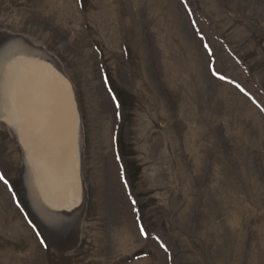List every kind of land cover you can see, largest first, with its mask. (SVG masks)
I'll return each mask as SVG.
<instances>
[{
	"label": "rangeland",
	"instance_id": "374dc122",
	"mask_svg": "<svg viewBox=\"0 0 264 264\" xmlns=\"http://www.w3.org/2000/svg\"><path fill=\"white\" fill-rule=\"evenodd\" d=\"M159 46L206 75L205 139L109 98ZM0 102V264H264V0H0Z\"/></svg>",
	"mask_w": 264,
	"mask_h": 264
},
{
	"label": "crops",
	"instance_id": "0c3cea01",
	"mask_svg": "<svg viewBox=\"0 0 264 264\" xmlns=\"http://www.w3.org/2000/svg\"><path fill=\"white\" fill-rule=\"evenodd\" d=\"M158 48L159 57L154 52H126L115 74L104 72L111 102L138 103L135 107L140 106L151 117L155 132L175 134L181 124L185 138L205 139L202 133L207 130L210 115L206 111V75L200 77V67L187 59L181 58L174 64L171 53L162 46Z\"/></svg>",
	"mask_w": 264,
	"mask_h": 264
},
{
	"label": "bare ground",
	"instance_id": "6f19581e",
	"mask_svg": "<svg viewBox=\"0 0 264 264\" xmlns=\"http://www.w3.org/2000/svg\"><path fill=\"white\" fill-rule=\"evenodd\" d=\"M74 109V108H73ZM35 111H39L37 108H35ZM65 115H66V113H64ZM74 114H75V110H74ZM64 115V116H65ZM68 116H69V114H68ZM68 119H71V126H70V131H65L64 132V134H63V136L67 139V141H69V143H70V141H72V144H73V140H74V138H73V129H72V122H73V119L72 118H70V116H69V118ZM53 125V124H52ZM74 126V125H73ZM72 149V148H71ZM55 177H56V175H55ZM74 179H75V177H74ZM74 179H72V182H71V185H69V187L71 188L72 187V185H73V183H74ZM57 180H60V181H63V180H66V178L64 177V176H62V175H60V177L58 178L57 177ZM72 188L70 189V193H69V195L71 196V198L70 199H72Z\"/></svg>",
	"mask_w": 264,
	"mask_h": 264
},
{
	"label": "water",
	"instance_id": "95a60500",
	"mask_svg": "<svg viewBox=\"0 0 264 264\" xmlns=\"http://www.w3.org/2000/svg\"><path fill=\"white\" fill-rule=\"evenodd\" d=\"M62 146H63V148H62ZM62 146H61V144H60V146H59V148H62V150H60L61 151V153L64 155H66L67 153H68V149L66 150V146H64L63 144H62ZM39 154H40V152H39ZM70 154V153H69ZM73 154H74V152H73ZM75 156V155H74ZM64 157V156H63ZM65 158V157H64ZM73 158H75V157H73ZM64 162L65 161H63L62 162V164H64ZM54 164V163H53ZM50 168V167H49ZM55 168V167H54ZM46 170H49L47 167H46ZM49 172L51 173V171L49 170ZM49 178H50V175H49ZM48 178V179H49ZM50 181H52V182H55V183H57L58 182V180H56L54 177H52V180H50ZM59 183V182H58ZM58 185V184H57ZM61 189H64V188H61ZM69 202H68V200H67V196H64V202L62 201V204H64V205H66V204H68Z\"/></svg>",
	"mask_w": 264,
	"mask_h": 264
},
{
	"label": "snow or ice",
	"instance_id": "6c2138e0",
	"mask_svg": "<svg viewBox=\"0 0 264 264\" xmlns=\"http://www.w3.org/2000/svg\"><path fill=\"white\" fill-rule=\"evenodd\" d=\"M214 75H215V73H214ZM220 78L224 79V77H222V76ZM2 108H3V105H2V102H0V110H2ZM0 180H3L5 183H7L5 177L2 175H0ZM141 235H145V230L143 228H141ZM42 243H43V241H42Z\"/></svg>",
	"mask_w": 264,
	"mask_h": 264
}]
</instances>
